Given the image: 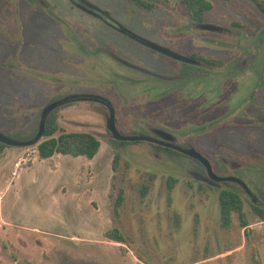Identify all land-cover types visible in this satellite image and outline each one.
I'll use <instances>...</instances> for the list:
<instances>
[{"label":"rangeland","instance_id":"rangeland-1","mask_svg":"<svg viewBox=\"0 0 264 264\" xmlns=\"http://www.w3.org/2000/svg\"><path fill=\"white\" fill-rule=\"evenodd\" d=\"M88 1L178 54L217 59L200 63V90L190 88L194 78L177 76L181 63L70 0H0V132L34 136L51 101L95 93L113 105L120 134L172 138L177 145L187 140L216 175L233 174L254 189L264 116L261 106L245 107V99L259 81L261 58L244 66L240 60L247 51L264 55V43L258 44L264 14L255 2L211 0L205 23L228 29L214 32L196 27L180 0H148L156 3L151 10L131 0ZM106 112L92 100L57 106L60 129L90 131L101 141L89 176L85 162L81 167V161L62 158L58 170L46 159L12 178L13 146L0 153V264H264V221L240 185L198 180L194 172H203L201 166L181 150L112 137ZM246 166L254 179L244 176ZM169 176L177 181L168 201ZM144 182L149 188L143 196ZM225 187L241 194L247 226L237 213L229 226L221 224L218 194ZM120 189L124 197L115 211ZM114 226L122 242L106 236Z\"/></svg>","mask_w":264,"mask_h":264},{"label":"trees","instance_id":"trees-1","mask_svg":"<svg viewBox=\"0 0 264 264\" xmlns=\"http://www.w3.org/2000/svg\"><path fill=\"white\" fill-rule=\"evenodd\" d=\"M136 5L151 10L155 8L156 3L148 0H131ZM255 4L264 12V0H253ZM180 4L184 9L186 15L193 21H202L207 11H209L213 3L211 0H180ZM201 61L207 65L216 63L217 59L201 55ZM57 107L52 109L44 120V138L36 143L38 154L41 158H47L54 153L71 154L74 156L85 155L88 158H92L100 148V139L90 131H65L60 129L57 123L56 116ZM38 128V127H37ZM37 131V129H36ZM59 131L57 134H55ZM36 133V132H35ZM33 136V135H32ZM32 136H26L15 139H29ZM14 138V137H12ZM124 141V140H123ZM129 141V140H125ZM11 146L3 141H0V153L4 151L6 147ZM120 159L119 152H115L112 159V169L117 170L118 162ZM177 181L174 176L167 178V191L168 201L170 200L171 191ZM149 184L142 183L140 187L141 194L144 196L148 191ZM123 190L120 189L117 193V197L114 201V210L117 211L118 207L123 201ZM219 199V212L220 221L223 226H229L232 221L233 213H237L241 224L245 227L248 225L246 213L244 211V201L241 194L232 188H221L218 194ZM255 212L264 219V212L258 207H254ZM106 236L110 239L118 242L123 241V235L120 233L117 227H112L106 231Z\"/></svg>","mask_w":264,"mask_h":264},{"label":"flooded vegetation","instance_id":"flooded-vegetation-1","mask_svg":"<svg viewBox=\"0 0 264 264\" xmlns=\"http://www.w3.org/2000/svg\"><path fill=\"white\" fill-rule=\"evenodd\" d=\"M257 8L259 9L260 12H262L264 14L263 10H261L258 6H257ZM106 12H108V11L106 10ZM94 17H96V16H94ZM96 18H98V17H96ZM98 19L101 20L103 23H105L102 19H100V18H98ZM191 21H192V23H194L196 25V27H199L202 30H211V31H214V32H226L228 30L227 28H225L223 26H219V25H215V24H207V23H205V20L204 19L202 21H193V20H191ZM106 25H108V24H106ZM108 26L111 27V28H113V29H115V30H117L116 28H114V27H112L110 25H108ZM262 30H263V32H261L259 34V36H258V44L260 42L261 43H264V37H263L264 28ZM120 33H122V32H120ZM122 34L128 36L125 33H122ZM131 39H133V38H131ZM133 40L136 41V42H138L139 44L143 45L144 47H146L148 49H151L153 51L159 52V53H161V54H163V55H165L167 57H170L171 59H174L175 61L181 63L183 66L180 69V71H179V73H178L177 76H179V77L181 76L183 78H187V77L194 78L193 83H191L189 86H190L191 89H193L196 92L198 90H200V87H199V84L200 83L196 81V78H197L198 74L201 73V67L199 66L200 63L202 62L201 59H200L201 54H199V53L180 54L179 53V56L181 58L180 59H177V58L171 57L169 55H166V54H164V53H162V52H160V51H158V50H156L154 48H151V47H149V46L141 43L140 41H137L135 39H133ZM258 57L261 58L259 60V68H260L259 81H258L255 89H251L250 91H248L247 98L245 99V103H246L245 104V107L247 105H249V104L261 106L260 107V113H262L261 117H263L264 116V55L260 56V54L255 53L253 51H250V52L247 51L246 53H243L241 55L240 63H241L242 66H244V64H246L247 62L252 61L253 58H258ZM168 78H170V77H168ZM92 94H95V93H92ZM96 95H98V94H96ZM100 96H102V95H100ZM107 100H109V99H107ZM96 102L97 103H100L101 105H103L107 109V112L105 113V115H106V118L108 120L110 118V111H109L108 107L104 103H101V102H98V101H96ZM245 114L246 113H244V117L247 116ZM40 117H41V113H40ZM244 117H242V118H244ZM246 118L248 119L249 117L247 116ZM107 128H108V126H107ZM108 130H109V128H108ZM109 132H110V130H109ZM150 137L152 138V140H149V141H151V142H153V143H155L157 145H161V146H165V147H170L171 149L178 150V151H179V149H192V147H193L192 145H190V142L187 141V140H184L183 141V145H181V144L180 145H177L178 142H177L176 139H174V140L171 139L169 141H165V140H161L159 138L153 137V135L150 136ZM179 152H181V151H179ZM182 153L185 154L186 156L191 157L192 159L196 160V162L201 166V168H202V170H203L204 173L201 172V171H195L194 172V174H195V176H196V178L198 180H200V181H206V182H209V183H212V184H220V183H225V182H232V181H214V180H211L209 178L208 174H207V171H206L205 166L202 163V161H200L198 158H195V157H193L191 155H188V154H186L184 152H182ZM256 153L259 155L258 168L256 169L258 184L255 183L254 185H256V187L253 189L254 186L250 185L248 183V181L243 180V179L242 180L245 182V184L249 188V190L243 189V192H244V194L247 195V197L249 199V205L251 207V210L257 216H259L255 212L254 207L256 206L262 212H264V147L263 148H259L258 151H256ZM230 164H231V166L233 168H238L240 166L239 163L234 162V161L230 162ZM212 170L214 172L213 167H212ZM250 175H251L252 179L255 178L254 175H253V173H252V170L250 169V167L249 166H246L245 167L244 176L245 177L246 176L248 177ZM225 176H227V175H225ZM228 176H235V175L228 174ZM260 218H261L262 221H264V219H262V217H260Z\"/></svg>","mask_w":264,"mask_h":264},{"label":"water","instance_id":"water-1","mask_svg":"<svg viewBox=\"0 0 264 264\" xmlns=\"http://www.w3.org/2000/svg\"><path fill=\"white\" fill-rule=\"evenodd\" d=\"M74 5H76L77 7H79L80 9H82L83 11L96 16L100 19H102L106 24L116 28L118 31L127 34L129 37L140 41L141 43L154 48L166 55H169L171 57L180 59L181 57L179 56V54H177L175 51H172L171 49L167 48V47H163L155 42H153L152 40H149L147 38H144L142 36H139L136 33H133L132 31H130L129 29H127L126 27H124L122 24H120L118 21H116L108 12H106L105 10L99 8L98 6H96L95 4L91 3L88 0H70ZM76 100H92V101H98L101 103H104L109 111H110V118L108 119L107 122V126L110 130L111 136L116 138V139H120V140H139V139H146V140H152L151 137L149 136H145V135H122L120 134L117 129L115 128V124H114V112H113V108L111 103L109 102V100H107L106 98H104L103 96L100 95H96V94H92V93H75V94H70L64 97H61L59 99L53 100L51 101L48 105H46L42 111H41V118L39 120V125L37 128L36 133L34 134L33 137L29 138V139H15L12 137H9L5 134H3L2 132H0V141H3L7 144L10 145H16V146H27V145H32L37 143L41 137H43L44 135V120L47 116V114L54 109L55 107L71 102V101H76ZM155 129L160 130V128L155 127ZM162 138L166 139L167 137H163L161 135ZM172 139V138H171ZM163 140V139H161ZM182 152L191 155L195 158H198L200 161H202V163L205 166V169L207 171V174L209 176V178L211 180L214 181H232L234 183H237L238 185H240L243 189L245 190H249L248 186L245 184V182L237 177V176H219L216 175L211 167V164L209 162V160H207L204 156H202L199 152L193 150V149H179Z\"/></svg>","mask_w":264,"mask_h":264},{"label":"crops","instance_id":"crops-1","mask_svg":"<svg viewBox=\"0 0 264 264\" xmlns=\"http://www.w3.org/2000/svg\"><path fill=\"white\" fill-rule=\"evenodd\" d=\"M36 144V143H35ZM33 145V144H32ZM13 146L12 148V151L13 154H14V158H13V161L19 156L21 155L25 149L30 146V145H27V146H16V145H11ZM9 146V147H11ZM101 146V145H100ZM8 147V149H9ZM8 149L4 151H2L1 153L4 155L8 152ZM100 149V148H99ZM99 151V150H98ZM98 151L97 153L92 157V158H88L86 157L85 155H77V156H74V155H71V154H61V153H54L52 156L50 157H47V158H41L40 156L36 157L35 159H33L29 164H27L25 167H29L31 166L33 163L35 162H38V161H43V160H46V159H49L52 161L53 165L55 168H57L56 170H58L64 163L63 159L62 158H66L65 159V163H68V164H74V163H77L78 161H81L82 163L80 164L81 167H84V162L86 163L87 167H88V173L87 175L89 176L90 174V162L92 160L95 159V157L97 156L98 154ZM84 156V157H83ZM13 163V162H12ZM12 167V165H11ZM24 167V168H25ZM23 168V169H24Z\"/></svg>","mask_w":264,"mask_h":264},{"label":"built area","instance_id":"built-area-1","mask_svg":"<svg viewBox=\"0 0 264 264\" xmlns=\"http://www.w3.org/2000/svg\"><path fill=\"white\" fill-rule=\"evenodd\" d=\"M38 156L39 154L36 144L28 146L25 151L13 161L11 167L12 178L17 176L20 170Z\"/></svg>","mask_w":264,"mask_h":264}]
</instances>
